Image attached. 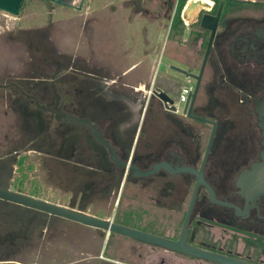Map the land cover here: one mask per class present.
I'll return each mask as SVG.
<instances>
[{
    "label": "flooded vegetation",
    "instance_id": "obj_1",
    "mask_svg": "<svg viewBox=\"0 0 264 264\" xmlns=\"http://www.w3.org/2000/svg\"><path fill=\"white\" fill-rule=\"evenodd\" d=\"M206 1L212 3L203 0ZM171 2L166 0L167 9ZM249 4L261 5L257 1ZM83 5L84 0H79L75 7H64H72L82 14ZM261 6L257 17H239L233 16L238 13L239 6L224 0L223 9H227L221 15L220 30L212 48L218 59L213 64L214 78L203 87V104L195 102L193 108L194 114L218 123L203 168V179L217 199L232 203L239 212L234 206L211 202L206 188L200 185L186 235L190 245L250 264H264V195L254 201L246 200L236 179L244 168L259 161L260 140L257 153H243L241 148L235 152L236 146L242 145L236 142L215 110L228 114L223 109L228 108L229 101L241 108L251 105L253 109L256 99L264 95V5ZM215 9L212 7L210 12L214 13ZM111 13L115 11L95 17L104 24H115L116 16ZM87 18L88 24L97 21L93 14ZM124 18L127 23V15ZM110 27L118 32L114 40L113 35L111 37L114 47L110 54L112 52L114 57H84V51L95 50L88 43L81 46V56L73 57L47 42L45 52H41L38 45L35 50L40 56L29 58L30 73L0 83L6 102L16 115L0 139V189L127 225L115 216L119 201L111 216L87 210L99 204L100 199H104V207L111 209L117 195L119 199L122 196L120 189L127 183L140 181L139 187L147 189L144 180L154 176L162 181L163 185L157 187L162 197H170L176 187L174 180L178 179L184 190L182 196L172 202L174 207H168L169 203L158 198L155 202L159 210L168 209L177 214L188 194L180 222L177 216L178 227L175 228L173 217L170 222L173 220L174 224L168 232V226L159 224H153L156 231L143 230L177 240L195 175L173 173L161 167L152 175L137 176L130 166L142 171L150 169L156 162L165 161L172 167L184 165L199 169L203 153L198 149L201 134L196 126L205 123L166 109L157 97L158 91H164L176 104L179 95L175 97L167 87V84L177 83L176 77L164 85L159 82L158 72L150 78L144 84L150 101L137 98L136 93L141 94L143 89L131 86L134 92L127 93V35L121 25ZM105 36L110 39L108 32ZM99 55L103 56L102 53ZM111 62L125 64V68L114 72L110 69ZM215 91L228 96L217 98ZM153 101L163 107L171 125V136L155 151L138 153L137 144L145 137L142 125ZM147 147L150 148L149 144ZM53 177L57 180L54 186L51 185ZM158 215L156 212L152 218L157 219ZM114 235L119 234L0 198V264H111L110 246ZM161 249L170 255L159 254L155 262L143 259V263L217 264Z\"/></svg>",
    "mask_w": 264,
    "mask_h": 264
},
{
    "label": "rangeland",
    "instance_id": "obj_2",
    "mask_svg": "<svg viewBox=\"0 0 264 264\" xmlns=\"http://www.w3.org/2000/svg\"><path fill=\"white\" fill-rule=\"evenodd\" d=\"M211 1L213 2V0ZM244 1H257V3L264 5V0ZM177 2L178 0H172L170 9H167L166 0H84V5L81 7L82 14H80L75 11L77 9L64 7L45 0H24L20 12L16 16L0 11V83L30 73L32 67L29 64L31 61L29 58L40 56L35 50L38 45L41 48V52H45V44L47 42H51L53 47L59 51L67 52L73 57L81 56V46L86 45V43H88L90 48H95V50L92 49V52L84 51V57L106 58L107 55L111 56L112 52L110 54V51L114 47L113 40L118 32L115 29H111L110 25L118 24L122 26L121 30L127 35V71L132 64H138L127 72V93L130 91L134 92L133 88L143 89L141 94L140 92L136 93L137 98L150 101L144 84L150 78H154L158 72V76H161L159 82L163 85L168 81L172 82V77L174 79L176 77L177 83L167 84V87H170V93L177 97L181 86H194V80L169 69L166 65L173 64L197 73L208 39L206 30L199 27V20L193 21L194 19H192L190 20L192 22L187 20L188 24H184L185 27L188 26L191 30L186 39H183V34L173 31L171 25ZM74 3L78 5L79 0H75ZM261 5L259 7L243 4L238 8V13H234L233 16L257 17L261 10ZM213 7L215 8V5ZM108 11H115V13L110 14L116 16L115 24H104L101 19L98 21L95 17L102 14L107 15ZM224 12L225 9H223L222 14ZM92 14L97 21L94 24H88L86 22L87 17ZM125 15H127V23H125L126 21L124 22ZM107 32L110 39H106L105 34ZM112 35L113 40L111 39ZM99 53H102L103 56H100ZM111 57L114 56L112 55ZM209 60L210 65L213 66L214 61L218 60L216 52H211ZM111 64L110 69L114 72L125 68V64L122 63L119 65L116 62H111ZM208 67L205 71L206 77L204 75L205 78L202 79L196 99L199 104H203L204 85L206 86V83L214 78L213 70L210 73ZM165 69L168 71L167 73L164 72ZM3 91V89H0V139L8 124L16 118L15 113L10 110L6 102ZM214 95L223 99L228 96L220 94L218 91H215ZM177 99L176 104L181 109L183 103H177ZM152 103V109L142 125L145 137L139 140L137 144L138 153H144L148 150L155 151L164 139L171 136V125L163 107L158 105L156 101ZM223 110H227L228 114L225 111L219 112L217 109L215 114L219 118L227 116L228 119L234 121L235 128L231 131V135L236 139L237 143L242 145L236 146L235 152H238L241 148L243 153H257L260 148L258 147L260 134L259 128L256 126L257 119L252 106L241 108L235 102L229 101L228 108ZM223 114L225 115L223 116ZM196 128L197 130L199 129V134H201L199 135L201 139L198 149L199 152L203 153L210 125L203 124L196 126ZM199 136L197 135V138ZM147 144H149L150 148L147 147ZM56 182V177H53L51 185L54 186ZM139 182L135 184L127 183V186L120 189L122 190V196L119 199L117 195L111 209L104 207V204H102L104 199H100L99 204L91 206L87 211L101 215L110 214L111 216L114 214L115 203L119 201L118 208L115 209L117 210L115 216L122 219L127 226H135L140 228V230L156 231L153 224H159L164 225L165 228L168 226V232V229H171L170 227H173L175 223L174 226L177 228V216L180 222L186 207L188 194H186L187 196L184 199L185 203L180 204L177 214L168 209L159 210L155 202L158 198L163 203H169L167 204L168 207H174L171 206L172 202L178 200L184 190L179 180H174L176 187L173 194L166 198H163L160 194L161 191L157 189V187L163 185L159 177L154 176L151 179L144 180L148 185L147 189L139 187ZM156 212L159 214L158 218L153 219L152 217L156 215ZM173 217L174 223L172 224L173 220L170 222V219ZM161 218H163V223ZM110 251L113 254L112 259H118L128 264H144L143 259L154 260L155 262L157 255L167 253L161 248H154L119 235L112 236ZM169 255V253L166 254L167 257Z\"/></svg>",
    "mask_w": 264,
    "mask_h": 264
},
{
    "label": "water",
    "instance_id": "obj_3",
    "mask_svg": "<svg viewBox=\"0 0 264 264\" xmlns=\"http://www.w3.org/2000/svg\"><path fill=\"white\" fill-rule=\"evenodd\" d=\"M24 0H0V11L11 15H18L20 12L21 5ZM51 3H56L63 6L75 7V0H45ZM224 6V0H219L215 12L211 13L213 5L209 3H204L198 0H188L182 9V19L184 24L187 25L188 22L199 20V27L209 31L208 39L206 42L205 50L203 53L202 61L197 73L187 71L186 69L180 68L175 65H169V69L183 74L186 78L193 79L195 81L193 89L188 96L187 101L183 104L181 112L186 115L187 118L199 121L205 124L211 125V130L209 137L203 152V158L199 169L190 166H171L170 163L165 161H160L154 163L150 169L140 171L136 166L132 165L130 168L135 170L137 176H149L158 171L159 168L163 167L169 172L173 173H192L195 175V184L192 190L190 200L186 209L185 217L182 223L179 238L177 240H172L160 235L149 233L137 228H133L127 225H123L116 222H111L104 218H99L90 214H87L81 210H73L70 208H65L57 205L47 203L45 201L37 200L32 197L24 196L18 193L10 192L7 190L0 189V198L21 202L30 206L37 207L39 209L48 211L50 213L62 216L86 225L93 227L102 228L110 232L127 236L129 238L161 247L167 250L182 253L184 255L193 256L196 258L209 260L217 264H250L242 262L236 259H232L215 252L190 245L186 242L187 235V225L189 223L190 215L193 209V205L197 196V190L200 185L204 186L207 190L209 200L213 203L234 206L232 203L221 201L216 198L215 193L211 186L203 179V168L207 157L209 155L212 140L217 128V121L210 119L208 117L196 115L193 113V108L199 93L201 82L203 79L204 70L213 48L216 33L219 27V22L221 19L222 11ZM79 8V7H77ZM190 31V27L186 26L183 31V39H186ZM157 97L163 102L164 106L168 110H175V105L173 100L169 98L168 94L164 91H158L156 93ZM253 112L256 116V126L259 128L261 150L259 151L260 159L259 161L252 162L248 168H244L238 175L236 179V185L240 188V193L245 197L246 200L250 199L254 201L260 195H264V95L257 98ZM235 207V206H234ZM235 211L239 212L238 208L235 207Z\"/></svg>",
    "mask_w": 264,
    "mask_h": 264
},
{
    "label": "trees",
    "instance_id": "obj_4",
    "mask_svg": "<svg viewBox=\"0 0 264 264\" xmlns=\"http://www.w3.org/2000/svg\"><path fill=\"white\" fill-rule=\"evenodd\" d=\"M213 1H214V5L216 7L219 0H213ZM228 1L235 2L236 5L239 7H241L243 4L251 3L250 1L245 2L244 0H228ZM186 2H187V0H178V2L176 4V8H175L174 17L172 19V25L171 26H172L173 31L180 33V34H183V31L185 28L184 21L181 17V12H182V9H183ZM224 9H227V8H224ZM224 117H227V116H224ZM224 117L220 118V119L226 125V127H227L226 129H228L229 131H233V129L235 128L234 121L231 119L225 120Z\"/></svg>",
    "mask_w": 264,
    "mask_h": 264
},
{
    "label": "built area",
    "instance_id": "obj_5",
    "mask_svg": "<svg viewBox=\"0 0 264 264\" xmlns=\"http://www.w3.org/2000/svg\"><path fill=\"white\" fill-rule=\"evenodd\" d=\"M211 5H213V2ZM192 89H193L192 85H182L180 92H179L178 99H177V103H183L184 104L187 101L188 96L191 93ZM175 112H181V109L178 108L177 104H175ZM111 262L113 264H128V263L120 261L118 259H112Z\"/></svg>",
    "mask_w": 264,
    "mask_h": 264
},
{
    "label": "crops",
    "instance_id": "obj_6",
    "mask_svg": "<svg viewBox=\"0 0 264 264\" xmlns=\"http://www.w3.org/2000/svg\"><path fill=\"white\" fill-rule=\"evenodd\" d=\"M184 21V20H183ZM220 30V25H219V27H218V30L217 31H219ZM191 31H189V33H190ZM211 52H212V50H211ZM211 52H210V55H211ZM163 53V52H162ZM162 53H161V55H162ZM210 55H209V57H210ZM160 58H161V56H160ZM160 61V60H159ZM209 58H208V61H207V64H206V67H205V70H204V74H203V78H205L206 77V73H205V71H206V69H207V67L210 65V63H209ZM159 63V62H158ZM138 64L137 63H134V64H132L131 66H130V68H129V70L128 71H130V70H132L134 67H136ZM166 66H168L169 67V65L167 64ZM210 67H212L211 69H210ZM208 70H210V73H211V71L213 70V66H209L208 67ZM127 71V72H128ZM164 72H168V71H166V69H165V71ZM204 75H205V77H204ZM164 84H166V83H164Z\"/></svg>",
    "mask_w": 264,
    "mask_h": 264
},
{
    "label": "bare ground",
    "instance_id": "obj_7",
    "mask_svg": "<svg viewBox=\"0 0 264 264\" xmlns=\"http://www.w3.org/2000/svg\"><path fill=\"white\" fill-rule=\"evenodd\" d=\"M198 1H202V2H203V0H198ZM206 3H209V2H208V1H206ZM211 4H212V3L210 2V3H209V5H211Z\"/></svg>",
    "mask_w": 264,
    "mask_h": 264
}]
</instances>
